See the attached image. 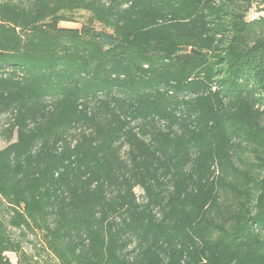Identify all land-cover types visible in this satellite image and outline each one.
Listing matches in <instances>:
<instances>
[{"label": "trees", "instance_id": "trees-1", "mask_svg": "<svg viewBox=\"0 0 264 264\" xmlns=\"http://www.w3.org/2000/svg\"><path fill=\"white\" fill-rule=\"evenodd\" d=\"M0 134L71 264H264V0H0Z\"/></svg>", "mask_w": 264, "mask_h": 264}, {"label": "rangeland", "instance_id": "rangeland-1", "mask_svg": "<svg viewBox=\"0 0 264 264\" xmlns=\"http://www.w3.org/2000/svg\"><path fill=\"white\" fill-rule=\"evenodd\" d=\"M257 8V6L253 8L252 14H259ZM76 18V21H64L60 25L68 28H80L84 23H91L90 14L88 12H78L76 13ZM94 26L97 29L102 28V25L98 22L94 23ZM6 144L7 142L0 134V149L5 147ZM0 194L7 204L10 205L9 208L6 205L8 209L5 206H0V213L2 216L6 217L8 214L15 216L17 214L15 222L5 227L12 234L16 235L17 238L19 237L21 239L24 249L23 252L33 259L41 258L42 260V256L46 253L49 254L57 264H71L69 258L62 250L59 241L48 235L43 229L34 208L26 205L19 198L14 197L11 190L3 183H0ZM11 256L14 260V264H18L16 263V254L13 253Z\"/></svg>", "mask_w": 264, "mask_h": 264}]
</instances>
